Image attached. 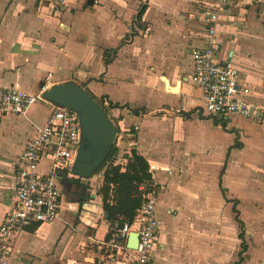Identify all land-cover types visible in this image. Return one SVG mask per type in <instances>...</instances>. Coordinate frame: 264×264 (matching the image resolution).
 <instances>
[{
    "label": "crops",
    "instance_id": "obj_1",
    "mask_svg": "<svg viewBox=\"0 0 264 264\" xmlns=\"http://www.w3.org/2000/svg\"><path fill=\"white\" fill-rule=\"evenodd\" d=\"M86 2L70 0L67 8L55 12L51 0H0V85L39 93L43 87L76 81L97 100L104 98L109 107L119 104L110 108L121 130L115 142V163L125 168L127 156L135 149L162 186L157 217L164 222L159 234L164 256L156 258L155 264H235L241 250L239 237V251L230 254L222 247L221 254L228 259L215 256L212 246L205 248L209 252L203 256L194 252L193 243L162 242L166 222L172 223L177 210H184L206 185L229 203L244 201L233 190L234 169L241 167L257 180L255 202L264 196V182L253 170L263 164L243 158L249 140L240 122L247 119L220 120L206 113L202 90L192 79V50L208 44L198 0ZM218 37L217 60L232 61L241 72L243 96L263 103L264 0L237 1L230 20L220 25ZM108 57L112 61L106 64ZM53 106L41 100L23 114L0 115V224L16 202L19 156L48 121ZM219 135L225 141L216 140L214 136ZM51 165V158L43 157L39 172L48 174ZM103 180L100 173L86 183L76 176L60 179L64 196L60 217L21 233L10 264L93 262L96 242L108 236L109 214L101 195L91 199L77 186L90 184L99 192ZM227 190L233 200L227 198ZM233 212L239 216L235 206ZM195 249L204 246L197 244ZM244 257L240 264H264V244L260 249L249 246Z\"/></svg>",
    "mask_w": 264,
    "mask_h": 264
},
{
    "label": "built area",
    "instance_id": "obj_2",
    "mask_svg": "<svg viewBox=\"0 0 264 264\" xmlns=\"http://www.w3.org/2000/svg\"><path fill=\"white\" fill-rule=\"evenodd\" d=\"M239 0H198L199 14L205 20L208 44L194 48L193 81L201 88L203 110L222 118L237 116L264 124V102L246 99L241 89V72L232 61L217 60L219 27L229 21ZM70 0H51L55 12L69 6ZM30 93L17 85H0V115L23 114L34 103L43 100L42 94ZM247 91V89H246ZM104 106L108 107L107 102ZM82 128L78 114L65 107L53 106L48 121L38 129L34 138L19 156L15 181L16 202L0 224V264H10L15 254L17 237L30 226L51 224L63 209V193L59 180L74 176L72 167L81 145ZM43 157L52 160L48 174L39 172ZM112 165L108 162L99 172L104 178ZM123 170L125 168L122 167ZM162 186L155 180L142 184L144 197L141 207L131 220L117 215L109 224L105 240L96 242L97 257L90 264H155L161 251L159 234L164 222L158 219V197ZM139 237L136 248L128 245L130 235ZM94 242V241H93Z\"/></svg>",
    "mask_w": 264,
    "mask_h": 264
},
{
    "label": "rangeland",
    "instance_id": "obj_3",
    "mask_svg": "<svg viewBox=\"0 0 264 264\" xmlns=\"http://www.w3.org/2000/svg\"><path fill=\"white\" fill-rule=\"evenodd\" d=\"M103 107L119 128L118 120L112 116L111 107ZM197 111L198 113H202V110ZM240 124L243 126L242 132L248 135L247 138L249 140V150L243 158L252 160L253 163L263 164L256 169L253 167V170H255L254 173L256 176L259 175L257 177H260L262 182H264V126L261 127L249 120H242ZM233 130L235 129H229L228 131ZM119 132H121L120 128ZM208 136H210V134ZM214 137L216 140H219V142L225 141L224 135L223 137L220 135ZM207 168L210 171L214 169L212 166H210V168L207 166ZM240 169L241 167L232 170L235 184L233 190L235 195L244 201L239 200L229 203L222 198L220 193L216 190L214 191V189L211 190V188L206 185V190L203 193H198L193 200H190L186 208H183L184 210H177L172 223L166 222L162 242L171 243L186 241L193 243L194 252H199L201 255L203 254V256L205 255V251L209 252V249H205L209 246H212L215 256H223L221 254L223 248L227 253L233 254L235 250L239 251L240 249V241L238 239L239 226L235 220L236 214L233 212V207L235 206V208L240 211L239 217L245 223L246 238L249 242V246L257 245L260 249V246L264 244V231H261L264 230V196L261 201L258 203L255 202V197L259 195L257 180H253V177H249V173L240 171ZM77 188L78 192L84 191L88 193L91 199H95L98 194V190L94 189L90 184L86 185V187L78 185ZM226 195L227 198L231 200L234 199L231 197L229 190L226 191ZM93 204H95V202ZM257 209L260 210V215H258ZM168 219L170 218H167V220ZM197 244L199 246H204V249L196 250L195 246ZM256 250L257 247H254L252 255L255 254ZM259 252L261 253L260 250ZM163 256V251H159L158 258L160 259ZM235 256L237 260L238 257L237 255ZM245 256L247 258L248 254ZM223 257L226 259L229 258V256L225 254ZM258 260L260 263L262 262V258L259 256Z\"/></svg>",
    "mask_w": 264,
    "mask_h": 264
},
{
    "label": "water",
    "instance_id": "obj_4",
    "mask_svg": "<svg viewBox=\"0 0 264 264\" xmlns=\"http://www.w3.org/2000/svg\"><path fill=\"white\" fill-rule=\"evenodd\" d=\"M95 1L87 0L86 3L93 5ZM42 98L55 106L75 111L79 116L81 145L71 170L78 181L86 183L105 164L117 159L118 152L114 148L119 128L102 104L83 85L76 81L54 84L42 94ZM138 241V234L132 233L129 247L136 248Z\"/></svg>",
    "mask_w": 264,
    "mask_h": 264
},
{
    "label": "trees",
    "instance_id": "obj_5",
    "mask_svg": "<svg viewBox=\"0 0 264 264\" xmlns=\"http://www.w3.org/2000/svg\"><path fill=\"white\" fill-rule=\"evenodd\" d=\"M145 9V8H144ZM142 20L140 14L139 22ZM108 54V53H107ZM112 61L109 57L106 59V64ZM96 99V97L93 95ZM104 98L98 100L104 106ZM111 108L120 107L119 104L110 103ZM116 150V147H115ZM114 152V151H113ZM128 162L125 170L121 165H112L108 168L104 175L103 185L98 194L102 196L103 207L106 213L109 214L111 222L117 215H124L129 219H133L137 210L141 207L144 197L140 191L142 184H148L153 181L151 172L149 171V162L133 149L131 155L127 156ZM103 166L99 172L104 168ZM98 172V173H99ZM238 213L237 210H235ZM239 225L238 237L241 241V250L238 254V261L235 264H240L245 260L244 254L249 248L246 238L245 223L236 216Z\"/></svg>",
    "mask_w": 264,
    "mask_h": 264
}]
</instances>
